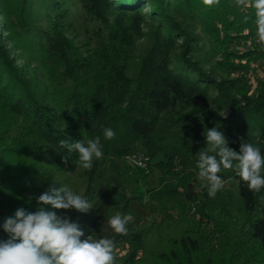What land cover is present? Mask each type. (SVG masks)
Returning <instances> with one entry per match:
<instances>
[{"label": "rangeland", "instance_id": "obj_1", "mask_svg": "<svg viewBox=\"0 0 264 264\" xmlns=\"http://www.w3.org/2000/svg\"><path fill=\"white\" fill-rule=\"evenodd\" d=\"M95 1L94 8L84 9L88 1L58 0L57 9L34 10L36 15L31 20L21 21L20 0H5L0 5V37L10 57L27 58L30 68L39 73L50 65L46 58L51 53L50 46L61 39L70 50V65L79 59L97 60L99 64L107 61L117 67L123 89L133 93L135 85L147 82L152 73L173 70L175 65L195 69H186L183 75L199 83L193 82L192 92L201 97L194 96L193 105L182 100L176 109L162 114L146 148L141 141L136 143L146 150L137 151L149 158L145 170L133 164L127 152L119 157L110 154L99 160L94 158L101 163L99 169L107 172L106 178L119 173L130 186L135 185V178L140 179L142 234L130 264H163L157 254L168 252L172 240L182 235L197 238L200 249L188 262L175 246L180 264H253V259L242 251L244 247L255 250V244L245 223L234 170L222 169L225 185L213 199L197 178L196 168V155L206 147L207 129L217 127L237 153L242 142L254 146L264 142V45L257 43L254 17L244 22L245 16H254L253 11L236 8L235 0H220L219 5L211 7L196 0L205 21L187 23L170 14L180 31L166 40L162 17L153 16L146 5L140 12L123 14L103 9L106 0ZM185 32L188 41L183 39ZM9 38L11 44L5 42ZM25 43L27 47H23ZM56 59L52 58L51 69L58 74L62 66ZM54 83L49 82L52 86ZM243 94L252 104L246 112L229 103L232 97L243 102ZM121 133L116 132L115 137ZM147 151L153 154L152 162ZM135 169L142 170V175L134 174ZM187 184L198 195L196 204L185 201ZM71 185L79 194L80 182ZM97 200L103 207V200ZM65 211L70 210L59 209L58 214L65 215ZM95 230L88 228L85 237H104L99 225ZM114 238L116 264H124L129 259V244L124 236Z\"/></svg>", "mask_w": 264, "mask_h": 264}, {"label": "trees", "instance_id": "obj_2", "mask_svg": "<svg viewBox=\"0 0 264 264\" xmlns=\"http://www.w3.org/2000/svg\"><path fill=\"white\" fill-rule=\"evenodd\" d=\"M84 1L89 3L85 4L84 9L94 8L96 5L95 0ZM3 3L5 0H0V5ZM104 5L105 10L123 14L140 12L141 7L146 5L153 16L162 17L161 27L167 31L166 40L180 31L172 22L170 14L185 19L187 23H201L206 19L204 13L197 8L196 0H112L109 3L106 0ZM51 7L57 9L58 0H20V20H31L36 15L34 10L48 11ZM27 25L31 24L28 22ZM182 36L187 41L190 39L186 32ZM3 40L0 37V240L8 239L3 223L14 216L18 208L35 212L43 207L61 215L51 205L38 203L37 198L50 186L70 187L72 182L79 181V194L91 201L94 208L88 213L72 209L64 214L78 222L85 233L88 228L95 232L99 225L101 236H124L130 252L129 259L123 263L130 264L134 261V251L138 248L142 234L140 223L144 210L139 203L142 198L138 183L140 179L135 178V185L130 186L119 173L106 178L107 172L99 169L101 163L97 160L93 161L90 170L84 169L79 166L78 154L68 153L66 148L60 146L59 141L68 139L71 142H86L99 136L103 157L110 154L119 157L137 150L146 151L138 148L136 143L141 141L146 148V141L162 114L176 109L182 100L193 105L194 96L201 97L198 92H192L193 82L196 85L199 83L187 80L183 75L184 70L195 69L175 65L173 70L152 73L147 82L135 85L133 93L123 89L119 71H115L117 67L107 64V61L99 64L97 60L79 59L70 65L71 60L67 56L70 50L61 39L50 46L51 53L46 57L50 65L41 73L30 68L27 58L20 57L16 60L13 56L10 57L7 49H4ZM5 42L11 44L12 41L9 38ZM22 45L27 47L28 43ZM51 57H55L62 66L58 74L51 69L54 62ZM52 81L55 82L54 86L49 84ZM240 99L243 102L230 98L231 107H237L242 112L252 109V104L244 94L240 95ZM104 128L122 133L118 138L108 140L103 136ZM257 146L264 155V142ZM147 153L152 162L153 154ZM64 156L68 158L67 162ZM135 170L134 174L142 175V170ZM218 175L226 179L225 174L220 172ZM233 175L237 180L240 205L247 218L245 223L255 244V250L244 247L242 251L253 259V264H264V189L254 195L236 177L234 171ZM72 189L78 191L74 186ZM183 194L185 201L191 204L198 202V195L193 191L192 185L187 184ZM97 198L103 200V207L99 206ZM117 214L132 215L128 235H116L110 228L108 220ZM171 244L168 252L157 254V259L163 264L181 263L175 246L180 248L188 262H191L193 255L200 249L199 240L189 235L173 239Z\"/></svg>", "mask_w": 264, "mask_h": 264}, {"label": "clouds", "instance_id": "obj_3", "mask_svg": "<svg viewBox=\"0 0 264 264\" xmlns=\"http://www.w3.org/2000/svg\"><path fill=\"white\" fill-rule=\"evenodd\" d=\"M220 0H203L206 6L219 5ZM236 8L251 9L254 16H245L244 22L253 19L256 27L257 43L264 45V0H235ZM105 139L111 140L115 132L103 129ZM206 147L197 153V178L207 188L209 198H215L224 188L225 180L218 175L222 169L234 170L236 177L255 195L264 189V155L261 148L252 143L242 142L239 153L228 146L223 132L217 127L204 132ZM68 153H77L79 166L93 167L94 158L103 157L99 136L86 142L68 139L59 141ZM65 162L68 158L64 156ZM37 202L51 205L54 209L72 210L88 213L94 208L85 196L78 194L67 185L59 188L50 186ZM130 214H117L108 220L116 235H128ZM8 239L0 240V264H116L117 244L115 238L85 237L83 227L67 215H57L40 207L35 212L18 208L14 216L3 223ZM85 237L84 239H81Z\"/></svg>", "mask_w": 264, "mask_h": 264}, {"label": "built area", "instance_id": "obj_4", "mask_svg": "<svg viewBox=\"0 0 264 264\" xmlns=\"http://www.w3.org/2000/svg\"><path fill=\"white\" fill-rule=\"evenodd\" d=\"M127 157L133 164L140 167L141 169L145 170L147 168L149 158H147V156L143 153L136 151L130 153Z\"/></svg>", "mask_w": 264, "mask_h": 264}]
</instances>
